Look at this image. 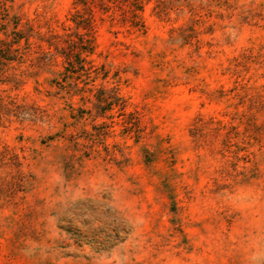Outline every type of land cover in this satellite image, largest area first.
Masks as SVG:
<instances>
[{
	"label": "rangeland",
	"instance_id": "obj_1",
	"mask_svg": "<svg viewBox=\"0 0 264 264\" xmlns=\"http://www.w3.org/2000/svg\"><path fill=\"white\" fill-rule=\"evenodd\" d=\"M81 1L0 0V264H264V0Z\"/></svg>",
	"mask_w": 264,
	"mask_h": 264
},
{
	"label": "trees",
	"instance_id": "obj_2",
	"mask_svg": "<svg viewBox=\"0 0 264 264\" xmlns=\"http://www.w3.org/2000/svg\"><path fill=\"white\" fill-rule=\"evenodd\" d=\"M81 2H85V0L84 1L82 0ZM100 2L103 4H106L108 2V0H100ZM88 7H90V5H88ZM91 7H90V9H91ZM102 8L105 9L106 7H102ZM124 10L126 12H128V11L134 12L135 11V9H129V10L124 9ZM92 18H94V17H92ZM77 24H80V23H77ZM66 37L69 38L70 34H66ZM22 38H23V36H19L17 38V42H19ZM78 38H79V43H77L78 45H76L75 41H73L71 38H69V46L73 48L72 51H74V53L76 55H78V58H79L83 52H87L88 48H87V45L84 44V37L82 36V34L81 35L78 34ZM47 42H48L49 46H55V43H53L51 40H48ZM56 49H57V47H56ZM58 52L61 53L60 51H58ZM62 54H63V52H62ZM67 61L74 68V65L72 64V62L70 61V59L68 57H67Z\"/></svg>",
	"mask_w": 264,
	"mask_h": 264
}]
</instances>
